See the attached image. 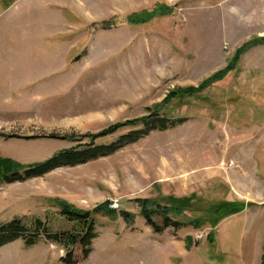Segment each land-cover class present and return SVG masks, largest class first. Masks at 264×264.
Returning <instances> with one entry per match:
<instances>
[{
  "label": "rangeland",
  "instance_id": "obj_1",
  "mask_svg": "<svg viewBox=\"0 0 264 264\" xmlns=\"http://www.w3.org/2000/svg\"><path fill=\"white\" fill-rule=\"evenodd\" d=\"M217 1L4 0L0 157L23 166L42 163L64 149L88 144L111 125L147 116L171 91L197 87L225 69L243 45L231 54L225 19L213 9ZM238 10L244 11L241 6ZM145 11H155L156 17L144 24L127 23L128 16ZM115 18L118 25L99 26ZM257 18L251 17V23ZM255 59L242 56L239 72L229 79L196 97L170 102L164 113L186 119L181 126L153 131L83 165L0 184V224L17 219L32 230L39 219L51 233L73 231L74 223L60 214L54 199L85 211L108 202L118 213L135 216L130 224L119 214L114 219L96 216L98 237L87 259L80 245L69 258L64 246L42 234L32 247L17 240L0 248V264H66V259L75 264H264V212L256 225L262 237L255 243L252 233L249 251L238 259L207 242L209 222L157 234L134 202L156 198L163 203L195 193L207 205L248 204L238 199L232 185L241 193L253 188L254 163L263 160L252 155L253 150L264 151V64ZM130 130L95 143L109 146ZM240 157L245 163L233 182L231 169L235 171ZM257 171L264 181L262 165ZM261 186L256 184L258 192ZM197 216L170 217L187 223ZM152 219L161 225L160 216ZM187 236L193 239L189 251Z\"/></svg>",
  "mask_w": 264,
  "mask_h": 264
},
{
  "label": "trees",
  "instance_id": "obj_2",
  "mask_svg": "<svg viewBox=\"0 0 264 264\" xmlns=\"http://www.w3.org/2000/svg\"><path fill=\"white\" fill-rule=\"evenodd\" d=\"M164 7L165 4H158ZM172 12V11H171ZM155 11L134 13L127 17V23L132 25L144 24L154 19ZM118 25L117 19L103 22L99 25L102 29H109ZM264 43V38L253 39L244 44L237 50L235 56L231 59L228 66L214 73L210 78L202 82L197 87L177 88L171 91L161 104L150 108L147 116L128 120L124 123H118L109 126L104 131L91 137V141L86 145H77L75 148L64 149L55 154L50 159L37 164L20 165L18 162L11 159H2L0 157V184L15 183L29 180L32 178L43 177L48 173L58 168H71L78 165H83L91 161L98 160L103 157L113 155L117 151L138 142L144 136H147L153 131H167L183 125L186 122L184 118H171L164 112L167 110V105L172 101L182 102L186 98H193L201 94L209 86L229 79L228 75H234L239 72L237 68L241 56L252 46H257ZM230 76V78L232 77ZM227 77V78H226ZM130 128L128 133L123 134L119 139L109 146L96 145L95 141L100 137L111 136L122 129ZM82 148V149H81ZM24 171L23 174L21 172ZM167 202H161L159 199H138L141 216L146 220L147 224L151 226L153 231L157 234H162L165 230L173 228L180 230L188 225L195 228H201L205 223L209 222L212 227L207 234V242L211 245L217 246L216 242V227L224 219L244 211L246 206H252V203L244 204L241 202L221 201L215 205L203 204V199L197 197L195 193L182 198H166ZM54 203L60 209V214L68 221L75 225V229L68 233H51L48 225L37 219L32 230L26 229L23 224L14 219L11 222L0 224V248L15 242L23 240L26 247L34 246L42 234H44L50 241L60 244L67 250V256H72L75 245H80L82 248L83 259H87L92 253L93 241L98 237L96 233V216H109L115 218L119 214L126 223L134 222V215L121 211L117 212L110 208V204L105 202L98 205L92 210H82L76 208L60 199H54ZM184 213L199 214L197 219L191 221H175L170 216H180ZM160 216L162 219L161 225H157L152 219L153 216ZM205 240V241H206ZM186 250H191L193 239L187 236L184 239ZM66 264H75L74 259H66Z\"/></svg>",
  "mask_w": 264,
  "mask_h": 264
},
{
  "label": "crops",
  "instance_id": "obj_3",
  "mask_svg": "<svg viewBox=\"0 0 264 264\" xmlns=\"http://www.w3.org/2000/svg\"><path fill=\"white\" fill-rule=\"evenodd\" d=\"M3 1L4 0H0V11L2 9L1 3H3ZM218 1L214 3L213 9L217 10V15L219 14L221 17L223 15L224 18L222 17V19H225L226 25L222 26L225 31L224 35H226V40L228 41H225V43H228L231 54L240 46L248 43L254 38H264V0ZM15 6L16 5L13 6V10L15 9ZM240 6L244 9L243 13L238 10L240 9ZM248 13H252V16H249ZM251 17L258 18L256 19V22L251 23ZM252 53L253 56H251ZM260 54L262 55L260 58H262L261 60L264 64V43L263 45L256 46L246 51L242 56L243 59H246L249 56L250 60L256 58L255 60L258 61L260 59L258 58ZM252 155L254 156V158H263V160H258L257 163H254V165L256 166V171L253 174L252 183L255 182V185L253 186V188L248 186L247 191L244 193H241L240 191L238 192V187L236 188L234 185H232V188L235 190V193L237 192L241 196V198L239 197L238 199L246 201L248 203H252L253 205L240 214L224 219L216 228V242L218 248L222 250L226 255H234L237 256L238 259H240L244 255L246 250L249 251V244L252 240V233H254L253 239L255 243L257 238L262 237V231L256 229V225L259 219L262 217V213L264 212V181L258 179L256 175L259 173L257 171V168H260L261 165L262 172L264 174V151L258 152L256 150H253ZM237 156L239 157V155ZM240 158L241 160L240 162H238L239 165L235 169V171H233L234 169H231V180L233 182L234 177L240 173L239 171L242 170L243 164L245 163L243 157ZM233 182L231 183L235 184ZM256 184H262L260 188L261 190H259V192L256 190ZM258 243L261 244L262 239L259 240ZM261 253L264 254V246Z\"/></svg>",
  "mask_w": 264,
  "mask_h": 264
},
{
  "label": "built area",
  "instance_id": "obj_4",
  "mask_svg": "<svg viewBox=\"0 0 264 264\" xmlns=\"http://www.w3.org/2000/svg\"><path fill=\"white\" fill-rule=\"evenodd\" d=\"M170 2H172L173 5H176L175 2L173 3V0H170ZM114 208L118 209L119 208V205L118 204H114Z\"/></svg>",
  "mask_w": 264,
  "mask_h": 264
}]
</instances>
